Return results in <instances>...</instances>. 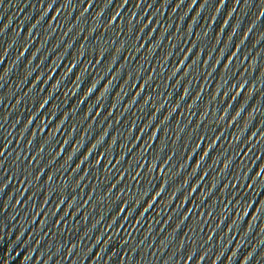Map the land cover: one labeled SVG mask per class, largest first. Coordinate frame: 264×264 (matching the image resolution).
I'll list each match as a JSON object with an SVG mask.
<instances>
[{
	"label": "water",
	"instance_id": "obj_1",
	"mask_svg": "<svg viewBox=\"0 0 264 264\" xmlns=\"http://www.w3.org/2000/svg\"><path fill=\"white\" fill-rule=\"evenodd\" d=\"M0 165L264 264V0H0Z\"/></svg>",
	"mask_w": 264,
	"mask_h": 264
},
{
	"label": "snow or ice",
	"instance_id": "obj_2",
	"mask_svg": "<svg viewBox=\"0 0 264 264\" xmlns=\"http://www.w3.org/2000/svg\"><path fill=\"white\" fill-rule=\"evenodd\" d=\"M114 19V18H113ZM41 106H43V105H41Z\"/></svg>",
	"mask_w": 264,
	"mask_h": 264
}]
</instances>
